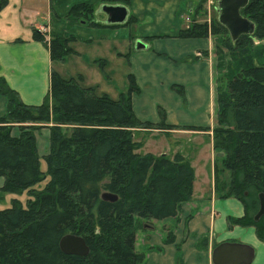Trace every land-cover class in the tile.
Returning a JSON list of instances; mask_svg holds the SVG:
<instances>
[{"label": "trees", "instance_id": "obj_1", "mask_svg": "<svg viewBox=\"0 0 264 264\" xmlns=\"http://www.w3.org/2000/svg\"><path fill=\"white\" fill-rule=\"evenodd\" d=\"M206 1H200L201 9ZM4 3L0 0V6ZM98 10L82 2L68 16L95 23ZM241 12L255 24L252 35L233 41L219 20L209 24L195 17L179 35L205 36L210 29L230 37V58L219 44L226 80L218 95L214 147L223 153L222 170L229 172L224 194L239 198L245 208L232 222L253 226L264 241V213L256 219L259 195L264 194V63L252 55L255 38L264 40V0H249ZM34 37L45 41L53 59L64 60L73 52V38L57 34L46 40L38 30ZM224 37L219 43L228 40ZM135 89L131 75L128 90L113 98L52 71L43 102L30 105L0 77V93L7 98L0 116V189L17 197L29 192L25 202L13 198L0 207V264H146L145 253L136 250L137 229L178 214L181 201L192 193L194 169L183 156L138 150L142 144L135 132L175 125L139 120L130 101ZM45 125L50 127V150L41 158L35 131ZM13 127L19 129L17 135ZM103 192L117 198H103ZM68 233L82 236L89 253L63 252L60 240ZM176 264H182L180 253Z\"/></svg>", "mask_w": 264, "mask_h": 264}, {"label": "crops", "instance_id": "obj_2", "mask_svg": "<svg viewBox=\"0 0 264 264\" xmlns=\"http://www.w3.org/2000/svg\"><path fill=\"white\" fill-rule=\"evenodd\" d=\"M4 1L0 6V77L24 103L43 102L52 71L64 78H77L98 94L111 96L113 92V98L128 90L132 75L137 87L130 96L135 116L141 121L175 125L169 130L142 128L135 136L142 141L141 153L166 154L172 159L180 155L194 169L192 193L181 201L178 214L154 219L152 224L137 229L135 245L152 248L148 258L145 254L146 264H176L178 253L182 264H213L212 250L224 241L252 245L255 255L249 264H264V241L253 226L232 222L244 215V204L224 194L228 179L220 177V172L228 170H222L220 154L214 147L213 129L225 72L220 57L213 56L217 35L210 29L205 36L179 35L194 17L210 24L214 0H207L203 9L199 7L201 0ZM82 2L99 10L104 3L123 4L127 19L108 23L99 10L95 23L71 19L70 8ZM42 26L45 38L57 34L73 38V52L64 60L53 59L45 41L34 37L35 30ZM139 40L146 46L138 48ZM6 108L7 98L0 93V116ZM19 132L13 127V135ZM140 133L145 140H140ZM161 136L166 139V147L156 150ZM169 137H182L189 147L178 139L171 147ZM35 140L38 154L44 158L50 149V127L36 131ZM202 166L210 167L211 176H201L203 186L198 192L195 174L204 169ZM3 183L4 177H0V187Z\"/></svg>", "mask_w": 264, "mask_h": 264}, {"label": "water", "instance_id": "obj_3", "mask_svg": "<svg viewBox=\"0 0 264 264\" xmlns=\"http://www.w3.org/2000/svg\"><path fill=\"white\" fill-rule=\"evenodd\" d=\"M249 0H218V20L227 28L230 37L236 41L243 35H252L255 30L254 22L242 14V9ZM106 16L108 23H123L128 16L127 7L123 4H107L100 6V10ZM138 48L145 47L141 40L137 43ZM222 155V152H218ZM260 209L256 219L264 213V194H260ZM103 198L115 200L117 196L103 192ZM60 247L66 254L86 255L89 247L85 239L77 234L68 233L60 240ZM255 255L252 245L242 242L224 241L217 244L212 250L211 260L213 264H249Z\"/></svg>", "mask_w": 264, "mask_h": 264}, {"label": "rangeland", "instance_id": "obj_4", "mask_svg": "<svg viewBox=\"0 0 264 264\" xmlns=\"http://www.w3.org/2000/svg\"><path fill=\"white\" fill-rule=\"evenodd\" d=\"M205 15H206V13H205ZM211 19L213 21H215V20L217 21L218 20V0H214L213 1L212 17H211ZM85 22H87V21L85 20ZM224 36H226L228 38V40H226L225 43H219L220 42V39L219 38H225ZM228 36L229 35L228 34H225V33L224 34L217 35L216 43H215V52L213 51L214 58H217V56H221V52L219 50V48H220L219 47V44H220V46L222 45L221 46V49H222V52H224L223 55L226 56V58L229 57V52H230L229 51V45H230V42L231 41H230V37H228ZM45 39L46 40H50V38H45ZM254 41L255 42H254L253 47H252V51H254V52H252L253 53L252 55L254 56L253 57V60L255 62H258V63H264V40H262V39L260 40L258 38H255ZM226 45H228V48L226 47ZM223 70H225V69H223ZM225 80H226L225 79V76H223L222 77L223 86L225 85ZM110 95L113 96V97L116 96V94H114L113 92H111ZM44 122H46V121H44ZM33 123L42 124L41 122H33ZM215 123H216V121H215ZM45 126H47V125H45ZM214 126H215V124H214ZM39 129H41V128H39ZM39 129H37L36 131H38ZM151 132H153V131H151ZM180 132H182V131H180ZM138 135L140 136V140H145L144 138L146 136H143L142 133H140ZM177 139H178L179 142H181L183 144V146L189 147L188 144L186 143V139H182V137L181 138H170L169 137V140H167V141L170 142L169 145L171 147H174V145H175L174 142ZM165 142H166V139L163 136L159 137V142H158V146L156 147V150H158V149L161 150L163 147H166ZM141 143H142V141H141ZM138 150H140V149L138 148ZM220 156H223V154L220 155ZM41 167H42V170H44V171L46 170L47 167H46L45 160H43V163L41 164ZM202 167H204V166H202ZM201 176L210 177L211 176V169H210V167H208L207 169H205V167H204L203 170H197L196 171L195 178L198 179L197 180L198 192H200V188L203 186V179H202ZM228 176H229V172L228 171L225 172L224 174L220 172V177L222 178V180L224 178V181H227ZM43 185H44V183L42 182V184H40L39 186L42 187ZM28 194H29V192H25L23 195H20L19 194L18 196H20V197H17V194H15V193H10L9 191H5V190H1L0 189V207H4V206H7V205H10L11 200L13 198H20L21 200H23V202H25L26 199H27ZM139 237H141L140 234H139ZM138 242H139V240H138ZM242 243H245V242H242ZM151 249L152 248H150L149 246L148 247H143V246L141 247L140 245H137L136 246V250L138 252L145 253L146 256H147V258H148V250H151ZM155 249L158 250L159 248L156 247ZM145 261H146V258H145L144 262ZM147 262H148V260H147Z\"/></svg>", "mask_w": 264, "mask_h": 264}, {"label": "built area", "instance_id": "obj_5", "mask_svg": "<svg viewBox=\"0 0 264 264\" xmlns=\"http://www.w3.org/2000/svg\"><path fill=\"white\" fill-rule=\"evenodd\" d=\"M41 33H44V31H45V28L42 26V27H40V30H39Z\"/></svg>", "mask_w": 264, "mask_h": 264}]
</instances>
